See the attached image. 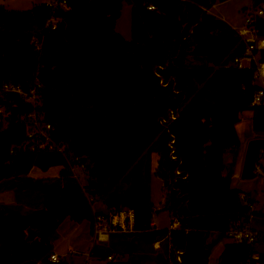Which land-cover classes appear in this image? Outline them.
<instances>
[{"label":"trees","instance_id":"trees-1","mask_svg":"<svg viewBox=\"0 0 264 264\" xmlns=\"http://www.w3.org/2000/svg\"><path fill=\"white\" fill-rule=\"evenodd\" d=\"M124 1L131 6L129 40L115 30ZM68 2L67 10L0 4V85L29 89L38 76L44 85L39 111L53 126L52 139L65 147H25L28 129L20 116L33 106L15 94L0 98L11 112L8 125L0 124V182L15 178L26 187L33 179L23 177L34 166L61 167L59 176L47 178L46 207L28 215L0 207V264H69L49 260L50 237L66 217L92 221L86 194L102 198L108 209L131 208L135 231L118 235L149 246L160 241L166 254L158 255L160 264H208L229 228L254 213L249 195L243 201L231 184L244 146L236 128L242 113L251 111V131L264 137V110L250 105L253 69L223 66L240 54L242 42L226 21L204 9L216 0ZM180 4L187 10L183 21ZM53 13L59 17L54 30L45 26ZM257 27L264 34V19ZM34 35H44L40 49ZM77 157L85 164V182L68 162ZM153 174L163 183V209L178 221L176 229L152 224ZM259 223L263 229L264 219ZM124 244L93 246L89 255L106 260ZM133 247L132 239L125 248ZM256 248L226 242L216 264H264L263 251L251 258Z\"/></svg>","mask_w":264,"mask_h":264},{"label":"rangeland","instance_id":"rangeland-1","mask_svg":"<svg viewBox=\"0 0 264 264\" xmlns=\"http://www.w3.org/2000/svg\"><path fill=\"white\" fill-rule=\"evenodd\" d=\"M54 0H0V4L9 9H30L34 5L48 3ZM256 4L253 0H226L224 2H216L210 6V13L216 17L226 21L231 27H238L243 23L247 14L254 11ZM130 11L131 6L128 2L122 3L120 16L116 20L115 30L123 36L124 39H130ZM251 111H245L241 114V120L238 124V131L245 141L243 149L239 154L236 162L235 170L237 173L233 176L231 184L233 187L239 188L246 196L249 195L250 203L254 211L253 217L250 220V225L258 228L259 220L264 219V149H262L257 160L256 177L249 180H241L239 178L240 169L242 165L245 145L248 139L253 138L254 134L251 131L250 121ZM7 124L4 123L3 128ZM231 159V155L224 156L225 162ZM72 161V160H71ZM59 165H53L48 169H43L34 166L28 176L23 177L33 179V184L21 187L17 184L21 182L15 178L4 179L0 182V207L6 206L9 210H15L22 215H28L34 210L42 209L47 206L48 192L46 185L48 184L47 178H55L59 173ZM74 174L80 177L81 182H85L87 172L85 169L80 170L75 167ZM240 183V184H239ZM151 200L153 202L154 213L152 221L156 228L168 227L172 223L171 213L163 209L165 198V189L159 177L155 174L151 177ZM91 202V207L94 210L103 209L105 206L103 199L86 194ZM214 235H209L208 241ZM134 240V247L126 250L129 240ZM52 248L58 251L61 260L69 264H90L99 263L106 264L107 260H97L89 255V250L92 245L91 236V222L88 218L76 221L71 217H66L62 223L57 227L55 232L50 237ZM125 243L118 248V252L112 253L113 259L127 260L139 259L141 264H160L158 255L166 257L165 250L162 243H159V248L149 246L148 244L134 238L127 239L125 236L113 234L107 243L96 244L95 248L107 247L108 244L117 242ZM230 239L225 237L219 241L212 249L208 264H216V257L219 256L223 250L224 244L229 242ZM258 249H264V244L259 243L256 245Z\"/></svg>","mask_w":264,"mask_h":264},{"label":"built area","instance_id":"built-area-1","mask_svg":"<svg viewBox=\"0 0 264 264\" xmlns=\"http://www.w3.org/2000/svg\"><path fill=\"white\" fill-rule=\"evenodd\" d=\"M46 4L52 7L53 10L57 8L67 10L70 8L68 0H54ZM147 8L154 9V6L148 5ZM204 9L209 12L208 8ZM258 19H264V1H260L256 4L254 11L245 16L244 21L240 26L232 27L235 34L243 44V50L240 54L233 56L223 66L225 68L235 67L238 69H253L252 83L256 86V89L252 95L250 105L261 106L264 110V34L259 32V28L257 27ZM58 21L59 17L53 13V15L48 18L45 26L54 30L57 27ZM43 40L44 35H34L32 43L37 49H40L43 44ZM43 87L44 85L39 80L38 76H36L35 81L29 89H24L21 85L11 82L5 83L0 85V98H5L7 95L15 94L20 96L23 101L28 102L33 106L32 111L24 113L20 116V120L26 122L28 129L27 144L25 147H30L33 150L50 149L64 152L65 147L57 145L52 139V124L46 121L43 113L39 111V108L43 103ZM10 114L11 112L6 108V106H0V124L3 125L6 123L8 125V117ZM174 117V115H171V118ZM68 162L73 171H75V167H78L80 170L85 169V164L79 157L76 159L68 158ZM176 172L179 173L178 170H176ZM240 198L245 201L246 195L244 193H240ZM246 203L250 212H253L251 203ZM92 210L91 247L96 244L109 242L113 234H125L135 231L134 212L131 208L122 207L115 210L104 207L103 209ZM252 217L253 213H250L247 221L241 223L235 222L225 233V237L236 243L252 244L255 246L259 243L264 244V228H253L250 225ZM178 227V221L172 220V223H170L167 228L171 230ZM159 243L160 241L153 242L154 248H159ZM262 251L264 252V249L256 248L251 255V258L258 259ZM180 253L181 251L175 252V258L178 261L180 260ZM112 259V255H108L106 258L107 261ZM49 260L53 263H59L62 261L60 255L55 252L50 255Z\"/></svg>","mask_w":264,"mask_h":264},{"label":"water","instance_id":"water-1","mask_svg":"<svg viewBox=\"0 0 264 264\" xmlns=\"http://www.w3.org/2000/svg\"><path fill=\"white\" fill-rule=\"evenodd\" d=\"M218 2H224L226 0H217ZM187 10L182 7L180 4L178 6V18L183 21L187 17ZM1 55V54H0ZM264 146V137H253L248 139L245 145L242 165L240 169L239 178L241 180H249L256 177V167L259 154L262 151ZM21 187H24V184H20Z\"/></svg>","mask_w":264,"mask_h":264},{"label":"crops","instance_id":"crops-1","mask_svg":"<svg viewBox=\"0 0 264 264\" xmlns=\"http://www.w3.org/2000/svg\"><path fill=\"white\" fill-rule=\"evenodd\" d=\"M209 12H210V8H209ZM238 124H239V123H238ZM238 124H237L236 128L238 127ZM237 131H238V128H237ZM238 133H239V131H238ZM239 136H240L241 141H242V143H243V145H244V142H245V141L242 139L240 133H239ZM247 141H248V140H247ZM60 168H61V167H59V172H60ZM236 173H237V171L235 170V174H236ZM58 176H59V173H58ZM77 178H78V177H77ZM79 178H80V177H79ZM79 181H81V180L79 179ZM239 184H240V183H239ZM82 185H83V184H82ZM152 224L154 225L153 221H152ZM53 252L59 254L58 251L55 250L54 248H53ZM216 260H217V257H216Z\"/></svg>","mask_w":264,"mask_h":264}]
</instances>
